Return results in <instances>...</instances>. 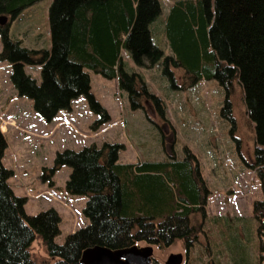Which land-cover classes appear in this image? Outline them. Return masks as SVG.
I'll return each mask as SVG.
<instances>
[{
	"label": "trees",
	"instance_id": "trees-1",
	"mask_svg": "<svg viewBox=\"0 0 264 264\" xmlns=\"http://www.w3.org/2000/svg\"><path fill=\"white\" fill-rule=\"evenodd\" d=\"M37 1L0 0V16L12 21ZM161 11L160 0H52L49 48L23 46L10 36L7 21L0 24V60L11 65L10 81L17 94L31 99L34 111L46 122L59 110H69L73 99L85 96L97 116L90 126L93 130L110 118L91 92L89 70L116 78L130 109H142L144 100L151 101L162 122L170 124L164 101L148 90L140 73L124 69L122 49L138 67L150 68L161 61L172 87L176 86L173 68L183 70L185 86L202 79L217 81L225 91L220 114L231 123V132L236 82L247 118L254 123L250 167L264 185V0H176L164 32L173 55H165L153 40L151 24ZM25 66L40 67V83ZM6 147L0 130V264H37L30 253L36 235L48 254L43 264H82L83 250L95 245L117 249L145 241L163 249L181 240L189 251L197 240L196 215L206 214L210 191L188 147L183 148L182 159L172 151L165 161L127 164L117 161L120 143L57 151L52 167L43 168L42 178L48 176L46 170L51 176L68 166L65 191L88 198L82 214L89 223L68 234L62 244L55 242L60 234L55 209L27 214L26 197L14 194L8 182L13 172L2 161ZM253 214L262 236L264 199L254 201Z\"/></svg>",
	"mask_w": 264,
	"mask_h": 264
},
{
	"label": "rangeland",
	"instance_id": "rangeland-1",
	"mask_svg": "<svg viewBox=\"0 0 264 264\" xmlns=\"http://www.w3.org/2000/svg\"><path fill=\"white\" fill-rule=\"evenodd\" d=\"M51 1L39 0L22 10L14 20L7 18L10 36L30 49L49 48ZM175 1L160 0L161 14L151 24L153 40L165 55H173L164 32ZM121 56L124 69L140 73L148 90L164 101L165 116L170 124L162 122L151 101L144 100L142 109H130L127 94L119 90L116 78L108 80L90 70L91 92L105 108L111 122L91 129L97 116L82 95L74 102L76 111H58V119H67L65 122L47 123L34 111L31 99L17 94L10 81L11 65L0 60V130L7 141L3 164L13 172L8 182L14 194L26 197L25 212L36 214L54 208L61 222L58 225L61 233L55 238L58 244L88 223L82 215L86 197L65 191L70 167L63 166L51 176L46 170L48 176L42 178L43 168L52 167L57 151H78L90 143L98 147L104 142L120 143L122 149L127 145L122 159L156 162L167 160V152L172 151L176 159H182L183 148L188 147L210 191L206 214L196 215L199 230L189 251L184 249L181 240L163 249L152 245L153 260L164 264L170 254L181 253V264H264V234H258L259 222L253 214L254 201L264 199V185L250 167L254 163V123L245 113L239 85L234 83L231 94L235 119V129L231 132V123L220 114L225 91L217 81L202 79L185 86L183 70L173 68L176 86L172 87L162 73L161 61L145 68L136 66L124 49ZM25 71L40 83L39 66H25ZM71 117L76 118L70 120ZM136 245L142 247L148 243L140 241ZM30 253L37 264L48 259L37 235Z\"/></svg>",
	"mask_w": 264,
	"mask_h": 264
},
{
	"label": "water",
	"instance_id": "water-1",
	"mask_svg": "<svg viewBox=\"0 0 264 264\" xmlns=\"http://www.w3.org/2000/svg\"><path fill=\"white\" fill-rule=\"evenodd\" d=\"M7 22L5 15L0 16V24ZM153 246L148 244L139 247L137 245L111 249L95 245L83 250L80 258L82 264H152ZM183 255L172 253L164 264H181Z\"/></svg>",
	"mask_w": 264,
	"mask_h": 264
},
{
	"label": "crops",
	"instance_id": "crops-1",
	"mask_svg": "<svg viewBox=\"0 0 264 264\" xmlns=\"http://www.w3.org/2000/svg\"><path fill=\"white\" fill-rule=\"evenodd\" d=\"M109 80V79H108ZM111 80V79H110ZM16 90V89H15ZM120 90V89H119ZM17 92V91H16ZM79 98V97H78ZM78 98H76V99H73L72 100V102H71V108L69 109V111H71V112H74V110L76 111V108H75V106H76V104H75V106H74V102L76 101V100H78ZM107 108V107H106ZM110 110V109H109ZM58 115H59V112L55 115V117L50 121V122H52V121H54L55 120V122H65L67 119H58L59 117H58ZM111 115H112V113H111ZM61 118H64V117H61ZM76 117H71L70 118V120H72V119H75ZM78 118H79V116H78ZM57 119V120H56ZM50 122H47V123H50ZM109 122H111V120L109 121ZM109 122H107L105 125H107ZM104 125V126H105ZM92 143H90L89 145H91ZM89 145H87V146H89ZM125 146H126V148H124V149H121L120 151H119V153H118V163H120V164H127V163H136V162H139V161H143L144 159H142V160H137V161H129V159L127 158L126 160L125 159H122L123 158V153H125L126 151H127V145L125 144ZM85 147V146H84ZM83 148V147H82ZM123 155V156H122ZM2 161H3V163H4V159H2ZM5 165V164H4ZM63 167V166H62ZM8 168V167H7ZM70 195V194H69ZM82 196H84V195H82ZM86 197V196H85ZM87 197H86V201H87ZM84 201V200H83ZM86 201H85V203H86ZM84 203V204H85ZM26 203H25V205H24V209H25V211H26ZM74 208V207H73ZM27 212V211H26ZM27 214H29V213H27ZM83 215V214H82ZM83 218H84V220L85 221H88V223H89V220L83 215ZM88 223H85V225L84 226H86ZM60 224H61V222H60ZM84 226H81V227H84ZM81 227H79V228H81ZM78 228V229H79ZM60 233H61V231H60Z\"/></svg>",
	"mask_w": 264,
	"mask_h": 264
}]
</instances>
